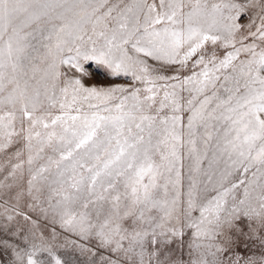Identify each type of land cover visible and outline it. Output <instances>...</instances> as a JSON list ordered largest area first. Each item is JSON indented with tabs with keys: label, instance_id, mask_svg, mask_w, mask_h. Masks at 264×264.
Wrapping results in <instances>:
<instances>
[{
	"label": "rangeland",
	"instance_id": "374dc122",
	"mask_svg": "<svg viewBox=\"0 0 264 264\" xmlns=\"http://www.w3.org/2000/svg\"><path fill=\"white\" fill-rule=\"evenodd\" d=\"M0 264H264V0H0Z\"/></svg>",
	"mask_w": 264,
	"mask_h": 264
}]
</instances>
